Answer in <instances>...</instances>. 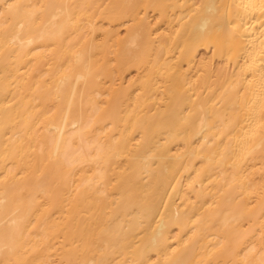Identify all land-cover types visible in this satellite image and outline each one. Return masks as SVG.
Here are the masks:
<instances>
[{"label": "bare ground", "instance_id": "1", "mask_svg": "<svg viewBox=\"0 0 264 264\" xmlns=\"http://www.w3.org/2000/svg\"><path fill=\"white\" fill-rule=\"evenodd\" d=\"M0 264H264V0H0Z\"/></svg>", "mask_w": 264, "mask_h": 264}]
</instances>
